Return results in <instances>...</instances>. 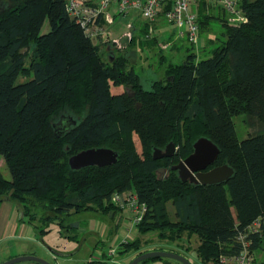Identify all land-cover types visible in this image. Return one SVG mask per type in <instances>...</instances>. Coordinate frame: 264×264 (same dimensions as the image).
<instances>
[{
  "label": "trees",
  "instance_id": "obj_1",
  "mask_svg": "<svg viewBox=\"0 0 264 264\" xmlns=\"http://www.w3.org/2000/svg\"><path fill=\"white\" fill-rule=\"evenodd\" d=\"M243 7V23L230 24L225 12L215 16L224 30L208 57L167 58L164 77L146 88L127 56L109 51L105 57L65 0H0V155L12 175L5 178L0 167V201L15 202L30 223L34 208L49 212L48 228L35 224L43 235L60 216L86 210L114 216L123 209L114 193L132 192L147 206L137 224L141 233L157 231L171 245L199 239L195 257L191 245L170 250L202 264L237 252L239 233L264 216V0H244ZM210 18L199 16L201 30ZM46 20L50 29L42 33ZM31 42L36 48L27 66L24 48ZM21 74L29 78L17 83ZM112 85L124 90L112 93ZM241 113L263 129L239 139L233 118ZM200 137L220 148L214 166L234 168L228 181L196 184L172 169ZM169 142L176 153L155 159V148ZM91 147L116 150L117 162L72 169L70 156ZM162 167L168 175L161 179ZM169 201L176 220L168 216ZM250 237L254 254L264 252V230ZM143 245L140 237L122 242L118 254L148 251ZM91 264L118 263L105 256Z\"/></svg>",
  "mask_w": 264,
  "mask_h": 264
},
{
  "label": "rangeland",
  "instance_id": "obj_2",
  "mask_svg": "<svg viewBox=\"0 0 264 264\" xmlns=\"http://www.w3.org/2000/svg\"><path fill=\"white\" fill-rule=\"evenodd\" d=\"M205 2H206L205 0H197L192 4L193 10H195L198 13V15L201 16L203 19H204V15H211L209 22L202 23L200 41L197 47L195 45H192L184 37H180L178 33L179 32L178 27L174 24L168 23L164 18H160L159 21L155 24V34L153 38L151 39L144 38L145 31H143L144 29L142 28L140 30L134 29V31H132L134 36L132 39H129L125 35L126 32L130 31L128 23L131 22L133 25H136V27L141 28V26H143V24L146 21L143 17H141L140 15L138 16L136 13L135 15L130 14L133 19L128 18L126 22L124 21V18L122 19L120 18L123 15H116L115 16L116 20L111 21L110 23H106L110 34L108 36H105L104 39H101L100 41L98 40H94V41L101 43V50L105 52V57L108 56L109 51L111 52L115 51L118 55L127 56L130 63L135 67L136 71L139 73L144 87L151 88L155 80L164 77L165 67L167 65L166 63L167 58H169L170 61L172 62L182 63L187 58V55L193 52L197 53L199 58H205L210 55L211 49L218 45L219 42L213 39H217V37L220 36V33L224 30V27L222 25V21L217 17L215 18V16L223 17L224 13L220 7L211 6L209 3L207 2L205 3ZM113 9L112 12L114 15L116 14V12L115 9L114 10ZM111 25L115 26L116 27L115 29H119V30L122 29L121 33L119 35L111 33ZM49 29H50V25L48 20H46L44 26L42 27V33L48 32ZM115 37L121 40L122 43L121 47H116V45L112 43L111 39ZM172 41L174 42V44L170 47H166V43ZM108 43H110V45ZM35 48H36V42H31L29 46L24 48L25 53H27V58H26L27 66L30 63L31 56L34 53ZM28 78L29 77L21 74L17 79V83L26 81ZM111 90L112 93H119L124 90V86L112 85ZM233 120L235 122V127L239 139H244L250 133H256L263 129V126L259 122H256V120L251 119V117H248V115L244 113L235 115ZM250 123L252 124V126H250ZM134 140L138 150L141 152V144L137 134H134ZM166 145L163 147V149L166 148ZM0 167L5 178L11 180L12 179L11 172L7 164L5 163L4 158L1 155H0ZM167 171L168 169L166 168L164 172L159 171L158 173L159 177L161 179L166 177L168 175ZM122 211L124 210L122 209ZM168 211H169L168 216L171 219L176 220L177 217L175 216V210L172 201H169L168 203ZM47 214H49V212L43 214L41 210H37L34 208L30 212L29 217L30 218L36 217L35 218L36 222L32 224L33 225L37 224L39 229H41V227L45 229L48 228V223L46 221H43L44 220L43 216ZM117 214L112 216L110 214H104L101 211L86 210V211H81L79 213H74L73 215H67L63 217L60 216L59 217L60 219H56L57 220L55 221L56 223L49 224L50 228H52V231L50 232V234L48 233L49 236H45V237H49L47 239H50V237L51 238L55 237L57 241L56 248L59 249L60 251H63L64 249L76 250L80 248L82 249L83 252H88V250H91L93 252L94 250L93 247H91L92 249L89 247L90 243L94 242V244L97 245L99 244V246H102L103 248L104 246L101 240L108 241L107 244H109L110 242L108 240L109 239L108 236L113 235L112 230L115 228L117 224L119 223L123 224V222H124V226L127 224L128 225L131 224V221L129 219H125L124 221V217L127 216L128 212L124 213L125 216H122L121 214H119V212ZM75 221L79 223L78 227H74L71 225V223ZM124 228L125 227H123L122 225L121 231L120 230L118 231V233L120 232L122 236H123L122 232H124ZM133 232H136V230H134ZM137 233L138 232H136L135 234ZM138 234H140V238L143 244H146L145 242L148 241L147 244L149 246L155 245V246H160L161 248V246H165L168 243L167 241L164 240H158L157 231H150L144 234L139 232ZM159 242L162 244H160ZM180 243L183 244V245L181 244L182 247H184V245L185 246L191 245L193 249V251L191 252L192 254L191 256L195 257L194 248H196L199 244V239L197 236L191 237L190 240L187 239L186 236L184 240H180ZM14 244L18 245V243H14ZM173 244L174 246L175 245H177L178 247L181 246L179 243L178 244L172 243V245ZM4 251H7V248L5 246L4 247L1 246L0 258L3 257L4 261L17 257L14 256L7 259V257H4L2 255ZM256 253L258 259L260 260L264 259V252H262L260 248L256 250ZM98 260L99 259H97L96 261ZM195 261H196L195 264H202L196 259Z\"/></svg>",
  "mask_w": 264,
  "mask_h": 264
},
{
  "label": "built area",
  "instance_id": "obj_3",
  "mask_svg": "<svg viewBox=\"0 0 264 264\" xmlns=\"http://www.w3.org/2000/svg\"><path fill=\"white\" fill-rule=\"evenodd\" d=\"M66 9L73 18L83 28L85 34L93 39L100 40L110 34L107 24L114 21V16L123 15L130 17L136 13L143 17L146 25L145 37L151 39L155 34V24L160 18H164L168 23L174 24L179 29V36L187 39L196 47L200 41L201 23L198 13L193 10L192 4L197 0H65ZM211 6H218L225 12L230 24L243 23L246 20V13L243 7L244 0H205ZM115 6V7H114ZM116 14L113 15L112 9ZM113 9V10H114ZM130 19H133L132 16ZM129 30L125 35L133 38L134 29L138 28L131 22L128 23ZM111 36V35H110ZM112 37V36H111ZM116 47H121V40L117 37L111 39ZM174 42H167L166 47H170ZM115 204L128 210L133 221L137 225L144 217L147 210L145 203L139 201L136 194L132 192L113 195ZM264 230V216L258 217L243 232H240L237 241L240 248L231 254H222L218 264H257L256 255L252 251V241L250 237L255 233ZM115 251L112 250V254Z\"/></svg>",
  "mask_w": 264,
  "mask_h": 264
},
{
  "label": "crops",
  "instance_id": "obj_4",
  "mask_svg": "<svg viewBox=\"0 0 264 264\" xmlns=\"http://www.w3.org/2000/svg\"><path fill=\"white\" fill-rule=\"evenodd\" d=\"M133 14L135 15V13ZM120 18L121 19L124 18V21L126 22L127 19L130 17L122 16ZM114 20H116L115 16H114ZM115 28H116L115 26L111 25V33L119 35L122 29L119 30ZM101 39H104V37H102ZM125 212H128L127 216H125L124 214ZM119 214L125 216L124 221L125 219H129L131 221V224L129 225L127 224L125 226H124V222L123 224L121 223L117 224L115 228L112 230L113 235L108 236L109 238L108 240L110 243L107 244L108 241L101 240L104 246L103 248L102 246H99V244L97 245L94 244V242H92L89 244V247L90 248L93 247V249L96 250V251L93 250V252L91 250H88V252H83L82 249L80 248L76 250L64 249L63 251H60L59 249L56 248L57 241L55 237L54 238L50 237V239H47L49 237H45V236H49L48 233L50 234L52 228L50 232L41 235L38 228L35 225L30 223L27 219L23 218L21 209L16 203H14L9 199L2 200L0 201V247L5 246L7 248V251H4L2 255L4 257H7L8 259L14 256L34 254L51 261L53 264H91L92 260L95 259L102 260L103 258H105V256H107L117 261L118 264H129L131 260L138 255V251L118 254L119 247L122 242L139 238L140 234L138 233L140 231L138 230L137 225L133 221L132 214L128 210L124 209V211H122ZM122 225L123 227H125L124 232H122L123 236L120 234V232L118 233L119 230L121 231ZM134 230H136V232L138 233L135 234L136 232H133ZM147 242L148 241L145 242L146 244L143 245V248L141 250H148V251L158 250V249L170 250L169 248H174V246L173 245L171 246L170 244L161 246V248L160 246H155V245L149 246ZM14 243H18V245H15ZM53 250L60 253H65V256L59 255ZM112 250L115 251L114 254H112ZM188 258H190L193 261L192 257L189 256ZM1 261H4L3 257L0 258V262ZM16 264H42V263L30 260ZM142 264H183V263L172 258H155V259L147 260L145 263Z\"/></svg>",
  "mask_w": 264,
  "mask_h": 264
},
{
  "label": "water",
  "instance_id": "obj_5",
  "mask_svg": "<svg viewBox=\"0 0 264 264\" xmlns=\"http://www.w3.org/2000/svg\"><path fill=\"white\" fill-rule=\"evenodd\" d=\"M177 151L174 142H169L165 149L155 148L154 158L171 157ZM220 154L219 146L208 137H200L194 143L193 152L177 164L172 165V169L177 170L179 177L183 181H189L196 184H219L228 181L234 174V168L229 164L215 165L207 170L208 167L215 164ZM118 152L110 147H91L84 149L69 158V165L72 169H81L87 166H108L117 162ZM162 167L159 171L164 172ZM55 251V250H53ZM59 255L65 256V253L55 251ZM153 258H172L183 264H194L193 261L185 255L173 250H151L138 254L129 264H139L144 260ZM37 261L42 264H53L51 261L38 255H21L0 264H16L23 261Z\"/></svg>",
  "mask_w": 264,
  "mask_h": 264
},
{
  "label": "flooded vegetation",
  "instance_id": "obj_6",
  "mask_svg": "<svg viewBox=\"0 0 264 264\" xmlns=\"http://www.w3.org/2000/svg\"><path fill=\"white\" fill-rule=\"evenodd\" d=\"M212 167H214V165H213ZM212 167H208L207 170H209V169L212 168Z\"/></svg>",
  "mask_w": 264,
  "mask_h": 264
}]
</instances>
